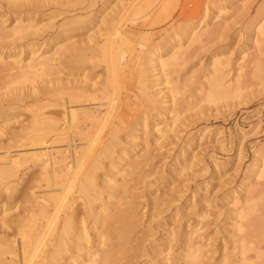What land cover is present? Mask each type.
<instances>
[{"label":"bare ground","instance_id":"obj_1","mask_svg":"<svg viewBox=\"0 0 264 264\" xmlns=\"http://www.w3.org/2000/svg\"><path fill=\"white\" fill-rule=\"evenodd\" d=\"M223 2L214 16L206 10L202 18L188 24L180 34L173 30L165 35L164 47L154 44L141 55L135 53L134 45L117 29L121 21L117 13L105 16L96 23L92 21L94 27L88 29L89 35L85 39H74L52 54L48 50L37 55L35 47L42 32L36 26L24 24L25 20H34L36 13H19L13 30L0 34V62H4L7 55L10 58L15 55L16 50L6 51L7 47L12 49V44L31 40L27 47L32 58L22 67L31 68L37 74H49L55 70L64 75V70L70 71L67 77L54 81L56 86L47 84L40 95L35 94L36 89L23 94L17 90L0 93V109L38 105L31 121L21 125L20 130L14 129L7 135L2 130L11 123L0 127V135H7L0 142H11L10 147L18 149L10 166L0 164V188L5 185L1 177H15L23 158L31 165L38 160L44 161L42 172L35 176L36 188L42 190V183L46 181V188L52 189V197L56 200L53 202L52 197L48 200L43 193L45 189L39 195L37 192L40 189L24 194L17 192L14 185L0 189V264H157L159 257L168 264H202L209 252L213 258L220 253L215 264H264V190L257 194L250 190L242 206H238V197H232L233 211L230 215H234L237 222L231 225L232 233L228 237L233 244L231 250L224 240L222 247L206 252L209 244L192 238L198 230L194 228L191 233L187 232L188 222L184 225V234L173 231L165 234L166 239H155L158 234L155 233L158 231L156 225L161 227V223L154 224V218L169 207L170 201L166 199L155 198L150 204H144V209L151 206L147 221H143L144 214L139 211L138 200L143 197L138 193L141 191L139 186L144 179L147 180V176L153 175V171L147 172V166L152 165L156 155L150 144L151 138H148L149 133L157 135L156 139H152L156 144L164 134L179 125L178 120L187 110L185 99H188L178 98L180 92L190 90L191 94H202L200 104L206 105L234 99L243 90L240 79L234 84L227 81L230 74L226 69L231 65V57H210L208 67L211 66V69L204 70L203 74L200 73L203 64L201 71L187 69L205 52V44L214 41H211L212 35L218 34L217 39L219 33L228 28L225 26L229 23L225 18L227 4ZM210 14L213 19L216 18L212 28L207 24ZM81 24L77 17L65 19L59 26L61 37L84 29ZM103 25L110 26L112 32L106 28L104 32L109 34L106 32L101 38ZM257 33V41H264V21L257 28ZM119 35H123L121 39H118ZM9 38L11 41L5 42ZM169 51L172 55L163 59L162 55ZM240 59L245 61L246 55L241 53ZM22 60L11 59L8 65L21 66ZM239 65L242 69V64ZM186 70L188 77H177L181 86L172 82L170 76ZM164 85L173 87L163 93ZM161 94L164 96L160 97ZM53 96H57L53 98L56 104H51ZM164 97L168 101H163ZM28 101L36 102L29 104ZM49 106H61L63 110L59 118L45 116L43 110ZM149 122H152V128L147 131ZM142 134L145 136L144 145L139 144L143 151L137 150V141ZM54 147L59 155L56 158H52L51 154ZM61 160L68 163L67 172L61 174L57 169L50 174L46 172L49 163L56 164ZM101 169L107 172L100 179ZM119 174L124 179L117 184L115 176ZM257 176L264 179V156L250 167L240 188L243 189L249 180ZM74 177H78V181L71 185ZM28 187V190L33 189L31 185ZM118 190H121L120 194ZM2 192L6 193L5 197ZM21 199L30 204L23 214L10 219L7 206L11 201L19 204ZM77 200H82V204L78 205ZM60 209L62 213L58 211ZM55 210L57 219L51 220ZM194 215L196 218L206 217L199 210ZM172 241L181 242L178 254L173 250ZM159 242H162L161 246ZM67 254V257L64 256Z\"/></svg>","mask_w":264,"mask_h":264},{"label":"rangeland","instance_id":"obj_2","mask_svg":"<svg viewBox=\"0 0 264 264\" xmlns=\"http://www.w3.org/2000/svg\"><path fill=\"white\" fill-rule=\"evenodd\" d=\"M224 1L227 4L226 10L228 11L225 18L227 22L231 23V25L227 23L225 26L226 28L228 26V28L224 33L222 32L226 37L219 33V38L216 39L218 32H216V36L214 33L211 37V41H214L205 44L208 48L205 46L203 48L204 55L202 54L198 58L199 60L193 61L187 69L201 71L203 67L200 72L203 74L204 70L211 69V66L208 67L210 57L215 55L231 57V65L226 69L227 74H230L227 81L234 84L235 80L240 79V84L243 83L241 85L243 90L234 99L213 104L205 103L204 106L200 104L202 94L197 92V94H191L190 90L181 91L178 98H181V96L182 98H188L185 99L187 110L180 118L181 120H178L179 125L174 130L164 134L165 136L161 137L162 139L160 138L156 144L153 140L154 137L157 138V135L149 133L148 138H151L150 144L156 155L153 162L151 161L152 165L150 167L148 165V171L147 169L146 171L148 173L153 171V175L147 176V180L142 181L143 184L139 186L141 191H138L141 194L140 196H143L140 201L138 200L140 203L139 211L141 215L144 214L143 221L148 220L150 215L148 212L151 210V206L144 209V204H150L155 198L170 201L165 212L154 218V224L161 223V227L156 225V231H158L155 233L158 234L155 235V239L157 238L159 241L166 239V235L173 231L178 234L183 232L184 234L186 232L184 225L188 222L190 226L187 232L191 233L194 228L198 230L192 238L196 242L203 241L206 245L209 244L208 248L205 249L206 252L222 247L224 240L227 241V248L232 249V240L228 237L232 233L231 225L237 222L234 220V215H230L233 211L232 197L234 199L238 197L237 200L240 202L238 206H242L244 197L250 190H254L256 194L264 190V179H258L259 175L254 180H249V183L243 189L240 188L247 171L264 156V41L260 43L257 41V28L264 21H262V18L264 19V0ZM222 3H224L223 0H14L12 3L11 0H0V34L5 35V33L13 30L17 24L14 20L19 13H36L37 16L34 20H25L24 24L36 26V29H40L42 32L39 37L40 42L35 47L37 55L48 50L52 54L61 45L71 44L74 39H85L89 35L87 33L88 29L94 27L92 21L96 23L99 20L102 21L105 16L117 13L121 18L117 29L120 30L119 32L122 31L128 42L134 45L135 53L141 55L143 51L153 47L154 44L164 47L165 35H169L173 30L174 33L180 34L188 24L197 22L202 18L206 10L214 16L216 9L222 6ZM208 8H210V12ZM227 13L229 14L226 17ZM3 16L5 17L3 18ZM71 17L79 18L82 22L81 25L85 28L61 37L59 26L65 19ZM90 21L91 23L87 24ZM215 21L216 18L213 19L210 14L207 18V24H210L209 27ZM106 28L109 30L110 26L109 28L102 26L104 30L101 32L103 33L101 38H104L106 32L108 33V31L104 32ZM109 31L111 33L112 29ZM122 36L119 35L118 39H121ZM6 40L5 42L8 43L11 38ZM30 41H20L12 44V49H7L10 46L6 48V51L14 49L16 52L13 53L15 55L12 58L6 54L4 62H0V93H13L17 90V92L23 94L31 89H36L35 94L40 95L47 84L56 86L54 81L60 77H67L70 72L64 70V75H62L54 70L49 74H37L31 68L22 67V65L29 63L32 58V55L28 52L30 49L27 47ZM1 42H3L2 39ZM21 45H23L22 48H20ZM16 46L17 49H15ZM241 53L246 55L245 61L239 60ZM171 55L172 53L169 51L162 57L166 59ZM11 59H23L21 66L8 65ZM259 60L260 64L258 63ZM240 63L243 66L242 69ZM55 64L59 67L58 62H55ZM260 65L263 70L260 69ZM257 69L259 72L256 71ZM188 75L189 73L186 70L170 77L173 83H179L177 81L178 76L185 79ZM179 86H181L180 83ZM172 87V85L163 87V93L167 92L168 89L170 90V88L172 89ZM163 96L164 94L160 95V97ZM56 97L50 98L52 100L51 104H56L53 101V98L56 99ZM163 101H168V99L164 97ZM34 102L36 101H28L29 104H34ZM32 106L31 108L23 106L0 109V127L6 123H11V126L2 131L8 135L12 130H20L21 125L31 121L32 115L38 109L37 104ZM61 110H63L61 106L59 108L49 106L43 111L46 117L59 118ZM151 124L152 122H149L147 131L152 128ZM159 124H161L160 121ZM7 135H0V140L5 139ZM144 138L145 136L142 134V137L137 141L138 144L140 142L144 145ZM10 145L11 142H0V164L7 163L6 165L10 166L13 158L15 159L17 155L15 150L18 149H16L17 147L11 148ZM23 148L26 149V147ZM54 148L53 151L51 150L52 158L59 156L58 153L56 154L58 150ZM19 150L21 149L19 148ZM137 150L143 151L144 149L139 144ZM43 163L44 161L38 160L31 165L30 162L26 161V158H23V164L17 168L15 177H1V182L5 185L3 184L4 186L0 189L4 190L9 185H14L19 193L24 194L26 191L31 190L37 192L40 188H36L35 180L42 172ZM68 167V163L63 160L56 164L52 162L46 167V172L50 174V172L53 173L57 169L63 174L68 171ZM105 171V169L100 170V179ZM35 176L37 177L35 178ZM115 177L117 184H120L124 179V176L120 174ZM77 181L78 177H74L71 185L76 184ZM29 185L34 190H28ZM42 185L44 188L40 189L41 191L39 190L37 195L45 189L43 193L50 200L52 189L46 188V181ZM118 191V194H120L121 190ZM2 193L5 197L6 193ZM118 194L115 196L116 199L119 198ZM201 198L203 199L201 200ZM21 200L19 204L11 201L7 206L10 219L18 214H23L25 207L30 204L25 203L23 199ZM52 201L56 202L53 197ZM82 202V200H77L78 205H81ZM198 210L202 214H206V217L203 219L196 218L194 213H197ZM58 211L63 212L61 209ZM55 213H57L56 210L52 213L51 220L53 218L54 220L57 219ZM162 242L158 244L161 246ZM180 243L172 241L173 250L177 254L179 253ZM211 254L210 252L206 253L202 264L217 263L216 260L220 253L216 258L211 257ZM68 255L64 256L67 257ZM156 263L168 264L166 261H162L160 257L156 259Z\"/></svg>","mask_w":264,"mask_h":264}]
</instances>
